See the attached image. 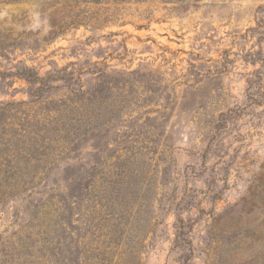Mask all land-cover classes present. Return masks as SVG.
Segmentation results:
<instances>
[{"label": "rangeland", "instance_id": "obj_1", "mask_svg": "<svg viewBox=\"0 0 264 264\" xmlns=\"http://www.w3.org/2000/svg\"><path fill=\"white\" fill-rule=\"evenodd\" d=\"M0 264H264V0H0Z\"/></svg>", "mask_w": 264, "mask_h": 264}]
</instances>
